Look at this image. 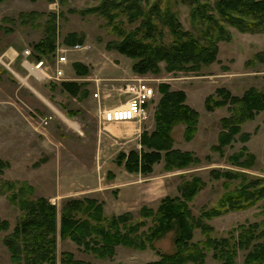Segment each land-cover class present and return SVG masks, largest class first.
I'll return each instance as SVG.
<instances>
[{
	"label": "rangeland",
	"instance_id": "1",
	"mask_svg": "<svg viewBox=\"0 0 264 264\" xmlns=\"http://www.w3.org/2000/svg\"><path fill=\"white\" fill-rule=\"evenodd\" d=\"M140 1L144 7L155 1L162 6L168 3L181 27L194 31L188 3ZM99 3L100 0H0V158L6 162L0 174L2 189L6 187L2 185L4 181L25 182L32 186L30 198L46 196L57 206L66 197L99 193L100 196L95 194V197L104 201L106 214L129 211L133 214L131 220H144L140 230H146L153 219L141 216L139 209L151 207L156 211L162 199L179 196V186L193 177L202 181L201 188L187 202L194 215L217 205L222 193L242 178L245 181L260 178L264 182V109L241 123V131L247 133L248 138L242 141L239 134H235L230 143L222 146L221 152L216 146L223 129L220 118L229 114L228 103L213 109L206 106V98L217 96L218 88L241 95L250 86L264 87V31H240L228 24V35L216 41L217 53L212 62L201 64L197 69L169 70L161 60L157 72H135L134 59L116 50L108 41L120 37L112 23L130 30L140 19L130 21L122 11L111 22L98 11L86 10ZM51 13H55L56 19L55 53L64 50L68 59L58 64L63 69L60 75H55L56 54L38 57L39 52L34 47L44 34ZM161 27L163 40L170 41L167 25ZM71 31L82 35L80 44L64 42V36ZM26 46L32 49L28 57L23 53ZM35 58H43L39 77L30 67ZM74 61L83 63L86 72L77 73L72 65ZM60 78L79 80L83 84L72 95L61 87L63 79ZM127 79H141L154 89L146 102L148 117L141 123L135 120L137 131L131 123L102 122L100 118L102 109L113 107L128 97V92L119 89ZM162 83L169 85V89L183 90L185 102L197 111L196 130L190 139H185V123L180 120L172 125L170 133L173 147L192 152L199 161L186 167L165 169L162 158L153 163L151 171L129 170L124 165L125 156L117 161L118 154L120 151L128 153L130 149L139 152L148 149L140 136L154 127ZM82 89L86 90L85 94ZM93 91H99L101 96L96 99ZM113 124L137 132L138 137L131 133L127 138L116 137L109 132ZM242 144L254 155L252 164L241 165L239 159L229 157ZM228 171L240 174L229 176ZM115 176L118 183L113 182ZM128 186L136 187L138 192L124 190ZM120 188L122 192L117 194ZM9 195L10 190L6 188L0 191V220L7 224L0 229V264H12L4 236L12 231L21 216L17 201H11ZM133 197L135 200H131ZM263 219L264 197L248 207L203 218L212 226L211 234L217 237L227 235L240 224ZM174 234V229H169L144 248L118 244L114 254L105 258L84 251L69 238H64L58 240L57 253L71 250L76 258L91 264H143L158 258L160 253L174 251ZM200 238H203L200 228L195 227L191 239ZM244 252L245 249L238 250L235 257L238 264ZM204 262L219 264L210 251Z\"/></svg>",
	"mask_w": 264,
	"mask_h": 264
},
{
	"label": "trees",
	"instance_id": "2",
	"mask_svg": "<svg viewBox=\"0 0 264 264\" xmlns=\"http://www.w3.org/2000/svg\"><path fill=\"white\" fill-rule=\"evenodd\" d=\"M190 7L191 31L183 29L174 18L169 4L162 6L159 1L144 7L140 0H100L87 11H98L107 20H112L125 11L128 20L137 18L139 23L130 30H123L117 23L113 26L119 32V39L108 41L116 50L124 52L134 59L135 72L146 70L157 72L159 62L165 61L166 69H197L201 64L212 62L217 53L216 41L228 35L226 25H233L240 31H264V0H180ZM119 7L121 9H119ZM117 9V10H115ZM55 13L47 19L44 34L34 43L40 55L55 53ZM108 21V23H110ZM168 27L170 41L163 40V29ZM82 35L75 31L64 36L68 44H80ZM77 73H85L86 66L78 61L72 62ZM61 87L75 95L83 83L79 80L63 79ZM85 84V83H84ZM83 94L86 93L85 89ZM162 96L154 112V127L143 131L141 142L148 148L141 152L130 149L128 153L120 151V162L129 170L148 172L154 162L164 159V168L173 169L197 163L199 158L188 150L173 147L170 133L177 121L185 123L184 137L190 139L196 130L197 111L185 102L183 90L169 89V85L159 86ZM217 96L206 98V106L213 109L228 103L229 114L220 118L223 128L216 149L222 152V146L230 143L235 134L245 141L248 134L241 131V123L264 109V87L250 86L241 95H233L224 88L217 89ZM241 165L253 163L254 155L242 144L229 155ZM6 162L0 158V174ZM229 176H238V172H227ZM243 176H240V178ZM260 178H243L235 186L225 190L217 205L204 210L200 215L191 213L187 204L202 186L199 177L184 181L179 196H166L156 211L151 207L139 209L141 216H152L153 222L146 230H140L144 220H131L129 211L106 214L104 201L92 195L66 197L60 206L46 196L30 198L32 186L25 182L4 181L10 190L9 198L17 201L21 216L12 231L4 236L12 258V264H91L76 258L73 251L63 249L57 253L58 240L69 238L79 248L89 251L99 258L110 257L118 244L144 248L153 239L160 237L169 229H174L175 250L160 253L156 259L143 264H204L207 252L219 260V264H238L236 255L239 249H245L240 264L264 263V219L247 225L234 227L225 236L211 234L213 228L203 218L219 215L231 209H240L252 205L264 197V182ZM0 185V191L4 190ZM0 220V229L6 227ZM195 227H199L203 238L192 240Z\"/></svg>",
	"mask_w": 264,
	"mask_h": 264
},
{
	"label": "built area",
	"instance_id": "3",
	"mask_svg": "<svg viewBox=\"0 0 264 264\" xmlns=\"http://www.w3.org/2000/svg\"><path fill=\"white\" fill-rule=\"evenodd\" d=\"M63 50V49H62ZM64 51V50H63ZM61 50H56V66L55 75H60L63 72V69L60 63L67 62V56ZM25 57L32 55V49L30 46H26L23 49ZM43 58L34 59L31 61V64L34 71H36L37 77L40 76L41 70H43ZM63 79V78H60ZM126 80V79H125ZM123 89L129 93L128 97L124 99L119 104L113 105L110 108H104L100 111V118L102 122H112V121H121V120H136L141 123L149 115V107L146 105V102L153 94V88L143 80L138 79H127V81L119 88ZM99 91H93V96L98 99L101 96Z\"/></svg>",
	"mask_w": 264,
	"mask_h": 264
},
{
	"label": "crops",
	"instance_id": "4",
	"mask_svg": "<svg viewBox=\"0 0 264 264\" xmlns=\"http://www.w3.org/2000/svg\"><path fill=\"white\" fill-rule=\"evenodd\" d=\"M118 58V57H117ZM120 122H128V123H131V125L133 126V129L135 131H137V128H136V122L134 120H121V121H112L111 123H120ZM109 132L111 134H114L116 137L118 138H127L126 136H128L127 134L131 133L132 134H136L135 137H138V133H134V131L132 132L131 130L127 129L125 126L123 125H120V124H116V125H111V127H109ZM117 179V177L115 176L113 182H115ZM117 182V181H116ZM118 183V182H117ZM117 186H120L119 184H116ZM123 186V185H122ZM127 189H133L135 192H138V190H136V187H131V186H128L127 188H125L124 190H127ZM123 190V191H124ZM118 193L117 194H120V192H122V188H120V190L117 191ZM96 195H99V193H95ZM95 194L93 193V195L95 196ZM100 196V195H99ZM103 198V197H101ZM136 197H133L131 200H135Z\"/></svg>",
	"mask_w": 264,
	"mask_h": 264
}]
</instances>
